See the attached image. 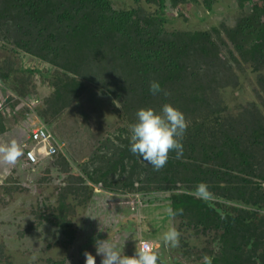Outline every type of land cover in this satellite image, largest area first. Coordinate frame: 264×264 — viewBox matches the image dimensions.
Masks as SVG:
<instances>
[{
  "label": "trees",
  "instance_id": "1",
  "mask_svg": "<svg viewBox=\"0 0 264 264\" xmlns=\"http://www.w3.org/2000/svg\"><path fill=\"white\" fill-rule=\"evenodd\" d=\"M132 1L120 8L115 0H0V41L54 68L55 96L46 101L51 105L67 106L69 95L76 97L91 83L125 126L140 108L158 111L171 103L180 109L188 122L180 159L170 151L164 167L155 170L129 150L128 131L122 128L126 135L117 136L106 151L90 154L82 173L110 191L168 190L174 214L195 217L190 221L199 225L196 231L214 244L199 254L206 259L200 264H264V106H244L231 114L221 97L226 87L240 82L233 69L247 66L258 97L264 98V0H236L241 14L232 27L214 26L216 38L209 30L166 28L164 11L186 0ZM143 2L158 8L147 11ZM214 2L202 0L211 10ZM4 64L8 68L0 64V82L8 83L13 68ZM154 80L160 93L149 91ZM2 120L0 113V139L6 144L13 138ZM60 161L62 168L71 167L65 157ZM177 183L195 189L204 183L210 195L201 199L177 192ZM51 222L70 251L48 264H85L88 247H80L64 200Z\"/></svg>",
  "mask_w": 264,
  "mask_h": 264
},
{
  "label": "rangeland",
  "instance_id": "2",
  "mask_svg": "<svg viewBox=\"0 0 264 264\" xmlns=\"http://www.w3.org/2000/svg\"><path fill=\"white\" fill-rule=\"evenodd\" d=\"M115 1V6L120 8L133 3L132 0ZM186 1L163 10L166 28L209 30L216 38L214 26L232 27L241 14L236 0H216L212 10L204 8L202 0ZM143 7L151 12L158 8L154 3L145 2ZM246 9L250 10V3H246ZM4 43L0 41V64L10 63L13 72L8 83L0 82V113L9 135L21 146L22 156L15 164L0 160V264H48L68 255L69 246L61 242L65 235L51 222L60 200H64L80 247H88L87 253L95 256L96 264H100L101 257L96 255L95 241L104 239L116 242L123 254L129 256L136 253L141 241H147L158 258L157 264L205 261L200 255L214 244L196 231L199 225L190 221L195 217L181 218L174 214L168 190L121 187L110 191L100 183L89 181L82 173L81 166L90 154L106 151L107 145L118 142L117 136L126 135L122 128L128 131L129 127L99 87L89 83L76 97H67V106L57 102L51 105L46 101L55 96L54 68L40 59L14 52L11 45ZM233 72L237 80L240 78L239 84L221 90L226 112L233 114L255 104L263 108L264 98L258 97L252 70L243 66L235 67ZM58 107L62 109L53 117V109ZM222 113L227 114L224 110ZM39 122L51 129L62 144V153L38 156L37 162L27 164L22 144L30 129ZM4 144L0 139V145ZM62 157L71 167L60 166ZM89 182L103 188L100 193L106 198L100 204H92L94 187ZM177 184V192L195 195L193 185ZM169 227H175L179 233L175 247L162 241V234Z\"/></svg>",
  "mask_w": 264,
  "mask_h": 264
},
{
  "label": "clouds",
  "instance_id": "3",
  "mask_svg": "<svg viewBox=\"0 0 264 264\" xmlns=\"http://www.w3.org/2000/svg\"><path fill=\"white\" fill-rule=\"evenodd\" d=\"M149 91L152 94L160 93V83L151 81ZM187 127L184 113L171 103H164L158 111L152 107L140 108L136 112V120L128 127L129 150L159 170L168 161L170 151L175 152L176 159L183 156L182 139ZM21 156L22 148L15 139L0 145V160L5 163L15 164ZM195 195L207 199V186L198 184ZM178 237L176 228L169 227L162 234V241L165 245L175 247ZM95 248L96 255L101 257L100 264H157L156 254L147 245L137 249L131 256L123 254L117 243L109 242L108 239L96 240ZM85 256V264H96L94 255L86 252Z\"/></svg>",
  "mask_w": 264,
  "mask_h": 264
},
{
  "label": "built area",
  "instance_id": "4",
  "mask_svg": "<svg viewBox=\"0 0 264 264\" xmlns=\"http://www.w3.org/2000/svg\"><path fill=\"white\" fill-rule=\"evenodd\" d=\"M23 156L27 164H34L38 156H49L62 150V144L55 138L50 130L42 123L35 124L29 131L23 144ZM151 243L141 241L140 247Z\"/></svg>",
  "mask_w": 264,
  "mask_h": 264
},
{
  "label": "crops",
  "instance_id": "5",
  "mask_svg": "<svg viewBox=\"0 0 264 264\" xmlns=\"http://www.w3.org/2000/svg\"><path fill=\"white\" fill-rule=\"evenodd\" d=\"M89 184H91V186L92 187H94L93 189H94V192H93V199H92V204H100L101 203V201H102V198L103 197H105L106 198V195L104 194V195H102L101 193H100V190H102L103 188H101V187H99V186H95L93 183H90L89 182ZM96 194H98L97 196H96Z\"/></svg>",
  "mask_w": 264,
  "mask_h": 264
},
{
  "label": "bare ground",
  "instance_id": "6",
  "mask_svg": "<svg viewBox=\"0 0 264 264\" xmlns=\"http://www.w3.org/2000/svg\"><path fill=\"white\" fill-rule=\"evenodd\" d=\"M157 1V0H156ZM219 6V5H218ZM77 7V6H76ZM211 7V6H210ZM204 18V17H203ZM63 25V24H62ZM58 45V44H57ZM105 47V46H104ZM63 48V47H62ZM64 49H66V48H64ZM63 51V50H62ZM17 52V51H16ZM56 58V57H55ZM27 70V69H26ZM22 71V70H21ZM34 71V70H33ZM41 71V70H40ZM57 78V77H56ZM135 93V92H134ZM30 96V95H29ZM49 130H50V132L52 133V131H51V129L47 126V124H44ZM53 134V133H52ZM55 136V135H54ZM213 153V152H212ZM2 179H4V177L2 178ZM6 180V179H5Z\"/></svg>",
  "mask_w": 264,
  "mask_h": 264
}]
</instances>
